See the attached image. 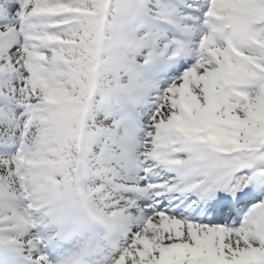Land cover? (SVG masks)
<instances>
[{"label": "snow or ice", "instance_id": "obj_1", "mask_svg": "<svg viewBox=\"0 0 264 264\" xmlns=\"http://www.w3.org/2000/svg\"><path fill=\"white\" fill-rule=\"evenodd\" d=\"M0 264H264V0H0Z\"/></svg>", "mask_w": 264, "mask_h": 264}]
</instances>
